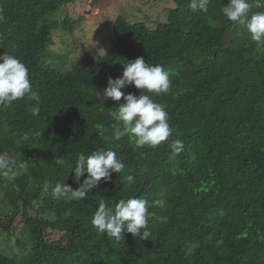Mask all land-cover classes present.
Instances as JSON below:
<instances>
[{
  "label": "trees",
  "instance_id": "trees-1",
  "mask_svg": "<svg viewBox=\"0 0 264 264\" xmlns=\"http://www.w3.org/2000/svg\"><path fill=\"white\" fill-rule=\"evenodd\" d=\"M75 1L0 0V56L28 66L40 97L38 113L27 95L0 107V154L15 161L0 173V200L8 206L0 233L11 238L22 225L26 239L16 244L30 260L0 249V264H264V43L224 16L228 0H210L207 11L173 0L155 27L119 14L115 43L65 69L67 60L49 61L59 22L43 16ZM250 2L251 11H264ZM137 57L170 73L167 94H145L166 105L170 140L184 144L179 155H171L169 143L135 149L128 136L113 139L117 121L109 111L125 101L97 97ZM99 148L115 150L124 171L102 179L83 200L54 199L57 182L78 187V155ZM128 174L132 185L122 183ZM132 197L151 205L148 239L126 232L109 239L95 230L101 199L114 208Z\"/></svg>",
  "mask_w": 264,
  "mask_h": 264
},
{
  "label": "clouds",
  "instance_id": "clouds-1",
  "mask_svg": "<svg viewBox=\"0 0 264 264\" xmlns=\"http://www.w3.org/2000/svg\"><path fill=\"white\" fill-rule=\"evenodd\" d=\"M210 0H190L189 7L193 10L207 11ZM256 8H264V0H256ZM253 3L250 0H228L222 8L224 16L239 26L246 28L252 41L264 43V11H251ZM29 68L18 57L12 54L0 56V107H10L11 104L24 98L26 95L37 106L32 109L38 113L40 97L33 91L29 78ZM133 85L142 90L137 96L134 93L125 95L122 91L126 86ZM171 87L170 73L163 65L149 64L144 57H137L124 63L122 77L108 79V86L97 99L114 101L124 99L116 111H109V115L117 121L112 133L113 139L121 140L128 136L132 140L135 149L144 147L156 148L164 143H169L171 155H179L184 148L181 139H172L173 129L169 123V114L166 105L156 102L155 96L167 94ZM25 140L27 135L23 137ZM14 160L0 154V173H7ZM62 162V161H61ZM126 165L117 152L112 148H99L85 155L81 152L75 162L74 182L78 185L73 188L69 184L57 182L51 191L54 199L63 198L66 201L83 200L87 193L98 186L100 181H108L113 173H122ZM88 174L81 182V178ZM128 185L135 183V177L128 174L123 177L122 183ZM162 206V201H156ZM151 205L143 197L120 199L115 207H109L105 200L99 201L93 214L91 224L99 233L107 235L109 239L120 240L122 233H130L134 238L141 240L150 236L148 228L149 220L154 213L149 211Z\"/></svg>",
  "mask_w": 264,
  "mask_h": 264
},
{
  "label": "rangeland",
  "instance_id": "rangeland-1",
  "mask_svg": "<svg viewBox=\"0 0 264 264\" xmlns=\"http://www.w3.org/2000/svg\"><path fill=\"white\" fill-rule=\"evenodd\" d=\"M97 4H92L91 0H76L43 16L44 21L59 22V28L53 30L50 62L54 58L59 62L67 60L66 69L84 55L106 52L116 41L112 24L119 14L155 27L158 22L166 21L169 9L175 7L173 0H100ZM7 213L8 206L0 200V214L6 216ZM0 235L3 255L15 251L24 262L30 261L27 252L23 253L16 244L18 238L26 239L22 225L11 238L4 232ZM48 236L53 239L60 237L58 233H49Z\"/></svg>",
  "mask_w": 264,
  "mask_h": 264
}]
</instances>
